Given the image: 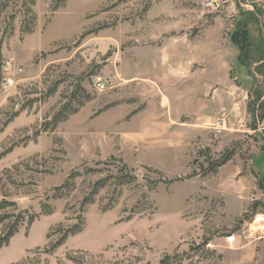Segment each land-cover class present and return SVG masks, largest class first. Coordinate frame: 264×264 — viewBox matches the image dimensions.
Segmentation results:
<instances>
[{
  "label": "rangeland",
  "instance_id": "374dc122",
  "mask_svg": "<svg viewBox=\"0 0 264 264\" xmlns=\"http://www.w3.org/2000/svg\"><path fill=\"white\" fill-rule=\"evenodd\" d=\"M206 1L0 0V264H264V78L230 37L264 0Z\"/></svg>",
  "mask_w": 264,
  "mask_h": 264
},
{
  "label": "trees",
  "instance_id": "16d2710c",
  "mask_svg": "<svg viewBox=\"0 0 264 264\" xmlns=\"http://www.w3.org/2000/svg\"><path fill=\"white\" fill-rule=\"evenodd\" d=\"M263 12L257 11H243L241 12V19L236 22L234 31L231 34V43L237 48L238 65L242 68H246L249 76L253 79L256 76L264 78V38H254L251 31V25H260V17ZM260 187L264 189V180L260 182ZM4 201L0 202V212L6 207ZM18 231V223H13L5 236L0 237V248L6 245L11 238Z\"/></svg>",
  "mask_w": 264,
  "mask_h": 264
},
{
  "label": "built area",
  "instance_id": "2783aa9c",
  "mask_svg": "<svg viewBox=\"0 0 264 264\" xmlns=\"http://www.w3.org/2000/svg\"><path fill=\"white\" fill-rule=\"evenodd\" d=\"M232 2V0H207L205 2V6L206 8H208L210 11L212 12H216V13H220L225 9V5ZM3 71L4 73H12L14 72V74H22L24 72V68L21 66H18L17 64H15L13 61H7L4 63L3 65ZM5 86L9 85V81L5 80L4 83ZM95 88L96 90H98L99 92H105L109 89L108 84L105 81H102L101 79H98L95 81ZM226 119L224 118H219L217 119V121L215 122L214 127L217 130H224L226 129ZM225 242L228 246H233L236 243V237L235 235H229L225 238ZM208 248H214L215 246L213 245V243L209 242L207 244Z\"/></svg>",
  "mask_w": 264,
  "mask_h": 264
},
{
  "label": "crops",
  "instance_id": "0c3cea01",
  "mask_svg": "<svg viewBox=\"0 0 264 264\" xmlns=\"http://www.w3.org/2000/svg\"><path fill=\"white\" fill-rule=\"evenodd\" d=\"M248 1H251V3H255V4H258V3H260L261 1H263V0H248ZM224 61V60H223ZM222 61V62H223Z\"/></svg>",
  "mask_w": 264,
  "mask_h": 264
}]
</instances>
